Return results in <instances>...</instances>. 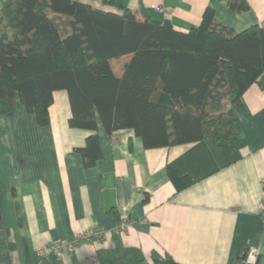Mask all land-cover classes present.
<instances>
[{
	"label": "crops",
	"instance_id": "crops-1",
	"mask_svg": "<svg viewBox=\"0 0 264 264\" xmlns=\"http://www.w3.org/2000/svg\"><path fill=\"white\" fill-rule=\"evenodd\" d=\"M229 1L121 0L139 17L170 19L185 32L208 7L235 31L264 27V0ZM115 64L121 74L123 59ZM219 109L235 117L229 138L162 147H145L132 128L108 133L99 123L100 156L87 165L79 148L93 131L70 125L67 90L54 92L47 125L17 100L13 114L0 113V264H40L37 248L95 226L105 227L101 240H83L45 264H149L166 256L238 264L245 255L249 264H264V86L253 83Z\"/></svg>",
	"mask_w": 264,
	"mask_h": 264
},
{
	"label": "trees",
	"instance_id": "trees-1",
	"mask_svg": "<svg viewBox=\"0 0 264 264\" xmlns=\"http://www.w3.org/2000/svg\"><path fill=\"white\" fill-rule=\"evenodd\" d=\"M103 3L120 10L79 0L6 1L0 113L13 114L19 100L47 125L54 92L67 90L70 125L93 131L79 148L87 165L100 156L99 123L108 133L134 129L145 147L233 135L235 117L219 108L239 101L255 82L264 86V27L235 31L208 7L201 23L185 32L170 19L139 17L121 0ZM122 59L119 74L115 62ZM3 189L0 182V202ZM240 261L249 264L247 255ZM149 264L183 263L166 256Z\"/></svg>",
	"mask_w": 264,
	"mask_h": 264
},
{
	"label": "built area",
	"instance_id": "built-area-1",
	"mask_svg": "<svg viewBox=\"0 0 264 264\" xmlns=\"http://www.w3.org/2000/svg\"><path fill=\"white\" fill-rule=\"evenodd\" d=\"M157 10H164L165 6L158 5L156 6ZM261 216L264 223V201L261 209ZM129 224L127 222H122L120 229L127 230ZM105 235L104 226H95L85 231H78L72 234L70 238H67L63 241H52L45 246L37 248L36 254L39 257L40 264H45L46 260L52 258L53 256L61 258L65 253L74 251L75 247L83 240L87 241H99ZM253 255L250 254L249 258H252Z\"/></svg>",
	"mask_w": 264,
	"mask_h": 264
}]
</instances>
